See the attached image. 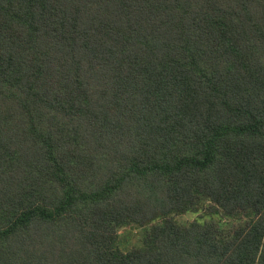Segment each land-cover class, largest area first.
<instances>
[{
  "label": "trees",
  "instance_id": "16d2710c",
  "mask_svg": "<svg viewBox=\"0 0 264 264\" xmlns=\"http://www.w3.org/2000/svg\"><path fill=\"white\" fill-rule=\"evenodd\" d=\"M0 264H264V0H0Z\"/></svg>",
  "mask_w": 264,
  "mask_h": 264
},
{
  "label": "rangeland",
  "instance_id": "374dc122",
  "mask_svg": "<svg viewBox=\"0 0 264 264\" xmlns=\"http://www.w3.org/2000/svg\"><path fill=\"white\" fill-rule=\"evenodd\" d=\"M195 217L192 213H185L176 216V219L180 222H189ZM141 230L131 227H122L118 231L119 245L121 249L128 250L130 247L137 244L140 238Z\"/></svg>",
  "mask_w": 264,
  "mask_h": 264
}]
</instances>
